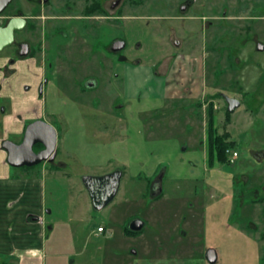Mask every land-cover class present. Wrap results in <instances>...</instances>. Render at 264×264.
<instances>
[{"label": "rangeland", "instance_id": "1", "mask_svg": "<svg viewBox=\"0 0 264 264\" xmlns=\"http://www.w3.org/2000/svg\"><path fill=\"white\" fill-rule=\"evenodd\" d=\"M109 1H102L105 10ZM184 1L134 0L116 9L131 20L105 19L86 41L67 26L72 39L42 43L51 51H41L38 64L48 56L55 66L42 73L48 83L34 108L56 129V156L29 169L45 173L47 241L62 256L48 264H197L208 245L221 264H240L247 251L240 214L248 204L239 195L264 181V161L256 165L252 156L264 150V0H197L181 9ZM15 9L12 0L0 15ZM116 37L128 43L120 53L107 46ZM12 48L0 53L1 65ZM173 60L171 79L185 82L175 84L176 93L187 97L157 99ZM21 81L29 83L26 75ZM220 92L240 100L233 113ZM6 99L0 104L7 107ZM209 106L215 135L236 141L232 165L208 164ZM114 170L122 172L119 190L95 209L81 178ZM134 218L144 227L128 236Z\"/></svg>", "mask_w": 264, "mask_h": 264}, {"label": "crops", "instance_id": "2", "mask_svg": "<svg viewBox=\"0 0 264 264\" xmlns=\"http://www.w3.org/2000/svg\"><path fill=\"white\" fill-rule=\"evenodd\" d=\"M2 18L4 16L0 15V23ZM15 64H18L19 68L13 65L15 72L7 78L0 79V99L9 96L10 100L9 105L3 107L5 112L2 113L0 133V264H48L53 261L57 263L62 256L60 252L53 251L47 241L51 225L47 219L46 179L43 178L45 173L43 169L21 167L15 168L13 173L10 172L6 161L7 153L1 146L3 137L20 132L27 121L44 119L43 114L37 116L38 111L34 105L41 99L37 97V93L42 73H53L55 64L53 62L48 68L41 65L34 67L32 64L30 72L33 75L27 76L28 90L23 89L25 83L21 81L26 69L22 61ZM176 64L173 60L164 69L163 74L168 80L163 92L155 98L175 97L181 100L187 97L184 94H177L175 86L179 82L183 86L185 82L171 79L173 75L170 72H177ZM35 72L39 75L37 76ZM192 80L194 81L191 82L192 85L199 84L198 77ZM47 83L48 80L45 84ZM191 83L188 88H191Z\"/></svg>", "mask_w": 264, "mask_h": 264}, {"label": "flooded vegetation", "instance_id": "3", "mask_svg": "<svg viewBox=\"0 0 264 264\" xmlns=\"http://www.w3.org/2000/svg\"><path fill=\"white\" fill-rule=\"evenodd\" d=\"M103 0H16V9L15 14L16 16H22L26 19V24L23 29L15 31L14 34V42L10 45L12 46V52L6 55L4 62L0 65V79L7 78L11 76L15 69L12 67L15 65L16 62L22 61L23 67L26 69L24 70L25 73L23 76L26 77L29 75L30 77L33 75L30 72V66L32 64L37 65L38 62V55L42 51V56L49 55L51 49L49 48L47 53L43 52L42 43L45 40L51 38H56L58 41H68V39H72V35L70 33L67 34L65 29L69 26V30L73 27H77L78 35L81 37L83 41L85 37L88 36L86 33H90L91 31L94 32L96 29H100L103 20L110 19L116 20L118 18L121 19H133V16L128 14H116V9L125 3H132L134 0H110L108 3L109 9L105 10L102 4ZM12 2V1H11ZM10 2V3H11ZM197 0H185L184 4L181 5V9H185L187 6L195 4ZM9 3V4H10ZM109 13V14H107ZM111 13V14H110ZM113 13V14H112ZM11 17V16H10ZM9 17L2 18L0 25H4ZM67 19L66 21H64ZM45 21H49L50 28H45ZM65 28V29H64ZM39 30L42 31V35L45 37L41 40H38ZM77 31V30H76ZM34 38H36L35 42H33ZM50 38V39H51ZM49 39V40H50ZM117 40H121L124 42V47L118 51H112L113 43ZM27 44V53L25 55H20V53L25 49H23L22 45ZM177 44V43H176ZM258 45V44H257ZM107 46L110 47V50L113 53H120L121 51L125 50L128 47V43L126 39L121 37H116L108 41ZM9 47V46H8ZM257 47V46H256ZM4 50V49H3ZM2 50V51H3ZM258 50V48H257ZM1 53V52H0ZM124 57V58H122ZM121 58L124 60L126 59L125 55H121ZM50 59V57H49ZM47 56V62L44 64V67H51L53 60H49ZM39 66L41 64H38ZM43 79V78H42ZM41 79L38 89H41L42 85L47 82L48 79L44 81ZM1 88V84H0ZM24 90L29 89V84L23 86ZM1 90V89H0ZM7 100V99H6ZM10 103V100H7V103ZM4 105L0 104V112L4 113ZM9 110V108L7 109ZM231 114V113H230ZM2 115V114H1ZM36 120V119H33ZM33 120H29L25 123L23 129L14 134V137L6 136L1 139V146L2 142L6 139H9L15 143H20L23 139V134L25 127L28 123L32 122ZM13 135V134H12ZM40 144H35L33 146L34 151H38L42 148L39 146ZM250 156V154H249ZM253 158L255 159L256 165H261L264 161V150L253 152ZM251 158V156H250ZM260 171V170H259ZM247 176H244L243 181ZM246 183V181H245ZM241 198V205L246 204V210L243 209L240 214L241 226L243 225V232L246 234L245 238L248 241L247 246L248 249L243 255L240 260V264H264V181L261 183V186L258 188L247 189L244 188L240 192ZM245 199L247 201L245 202ZM248 211V215L245 214ZM254 215L255 213V220L252 221L250 217V213ZM257 212V213H256ZM138 219V218H134ZM132 219V220H134ZM247 219L248 221L245 222ZM131 220V221H132ZM130 221V222H131ZM129 222V224H130ZM128 226H125L129 231L126 233V229L124 228L125 233L128 236H133L134 233H139L140 230L134 231L131 230ZM209 250H213V256H210L208 253ZM208 253V255H207ZM199 262L197 264H221L218 251L215 247L208 245L200 250V254L198 255ZM212 259V260H211ZM172 261L167 260L163 261L160 258L158 264H169Z\"/></svg>", "mask_w": 264, "mask_h": 264}, {"label": "water", "instance_id": "4", "mask_svg": "<svg viewBox=\"0 0 264 264\" xmlns=\"http://www.w3.org/2000/svg\"><path fill=\"white\" fill-rule=\"evenodd\" d=\"M12 0H0V14L5 10ZM26 24V19L22 16L13 15L8 18L4 25H0V52L14 42L15 31L21 30ZM23 51L20 55L27 53V44H23ZM124 42L117 40L113 43L112 51L121 50ZM258 50L263 48L262 44L257 45ZM92 86V83L88 84ZM225 100L228 113H233L241 104L236 97H231L223 92L219 93ZM35 144H40L42 148L37 152L33 150ZM57 132L56 129L43 119H36L28 123L25 127L23 139L20 143H15L9 139L2 142V148L6 151V161L12 167H31L42 162H52L56 156ZM122 172L114 170L103 175H83L82 184L87 191L90 201L95 209H102L109 204L116 196L121 182ZM143 221L134 219L130 222L129 228L138 231L142 228ZM210 256L214 251L209 250ZM207 253V255H208ZM209 256V255H208ZM212 260V259H211Z\"/></svg>", "mask_w": 264, "mask_h": 264}, {"label": "trees", "instance_id": "5", "mask_svg": "<svg viewBox=\"0 0 264 264\" xmlns=\"http://www.w3.org/2000/svg\"><path fill=\"white\" fill-rule=\"evenodd\" d=\"M218 95H220L218 93ZM208 142H207V156H208V164L212 166L213 163H228L232 165L230 162L227 161V149L236 148V141L228 140V133L225 132L222 135H215L214 127H213V112L212 106L208 108ZM227 115L230 114L226 112ZM41 147V145H39ZM24 169H29L27 166H23ZM103 228V227H102ZM127 232L129 231L125 228ZM133 233V232H131Z\"/></svg>", "mask_w": 264, "mask_h": 264}, {"label": "built area", "instance_id": "6", "mask_svg": "<svg viewBox=\"0 0 264 264\" xmlns=\"http://www.w3.org/2000/svg\"><path fill=\"white\" fill-rule=\"evenodd\" d=\"M226 153L230 161L235 160V158L238 156V152L234 149H227ZM103 230L104 228H102V226L97 227L98 232H102Z\"/></svg>", "mask_w": 264, "mask_h": 264}]
</instances>
